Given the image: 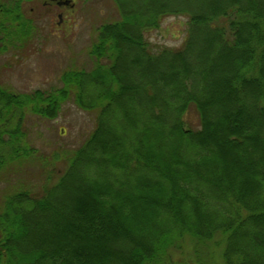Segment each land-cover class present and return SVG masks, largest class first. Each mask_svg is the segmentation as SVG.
<instances>
[{"label":"trees","instance_id":"16d2710c","mask_svg":"<svg viewBox=\"0 0 264 264\" xmlns=\"http://www.w3.org/2000/svg\"><path fill=\"white\" fill-rule=\"evenodd\" d=\"M113 1L120 20L98 29L91 70L50 92L0 86V174L37 160L29 113L53 120L73 97L95 114L62 176L45 158L42 180L3 193L0 264H163L186 237L195 255L180 264H210V245L224 264H264V0ZM32 2L0 1V44L32 38ZM167 16L187 18V38L153 52L146 34Z\"/></svg>","mask_w":264,"mask_h":264},{"label":"rangeland","instance_id":"374dc122","mask_svg":"<svg viewBox=\"0 0 264 264\" xmlns=\"http://www.w3.org/2000/svg\"><path fill=\"white\" fill-rule=\"evenodd\" d=\"M0 1L8 3L10 0ZM49 1L51 0H34L24 4L25 15L33 19L34 23L32 38L15 49L11 48L12 45L3 43L6 50H0V86L16 95H30L36 91L50 92L63 86L64 73L71 70H91L95 58L90 53L98 41V29L107 23L120 20L118 8L113 0H68L69 4L61 7L55 2L49 5ZM187 21L185 17L167 16L157 30L148 32L145 39L155 48L153 52L162 47L180 49L187 38ZM1 22L3 21L0 17ZM14 28L18 29L16 26ZM3 44L1 43L0 47ZM127 67L125 63V66H120L115 72L128 82H125L126 90L123 96L133 97L136 94V89L131 85L134 78L130 77ZM187 119L190 120V125L194 123L195 127H198L199 122L194 112L189 113ZM94 128L95 114L80 110L73 97L62 106L58 117L53 120L29 113L25 121L24 141L38 151L37 160L30 162L32 166L26 163L15 169L9 167L6 172L0 174V199L5 191L18 182L31 183L42 180V159L47 158L50 162L54 160L56 172L62 171V176L68 168L64 159L82 145ZM52 168L49 166V170ZM29 172H32V176H28ZM67 195L73 202L83 200L81 195L78 197L69 188ZM215 247L216 245H210V250L201 249V256L210 261V264H224L220 251L223 247ZM195 248L193 239L186 237L180 249L169 248V258L163 264L190 261L195 255ZM129 256L125 257L127 259L122 258L121 263L130 264Z\"/></svg>","mask_w":264,"mask_h":264},{"label":"flooded vegetation","instance_id":"af4514ba","mask_svg":"<svg viewBox=\"0 0 264 264\" xmlns=\"http://www.w3.org/2000/svg\"><path fill=\"white\" fill-rule=\"evenodd\" d=\"M52 2H55V3H57V5L59 6V7H61V6H65V5H67V4H69V1L68 0H51Z\"/></svg>","mask_w":264,"mask_h":264}]
</instances>
